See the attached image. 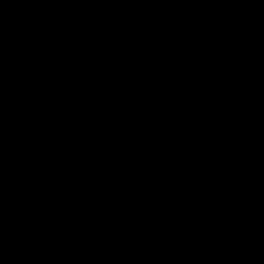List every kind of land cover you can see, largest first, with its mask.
I'll return each instance as SVG.
<instances>
[{
	"label": "water",
	"instance_id": "water-1",
	"mask_svg": "<svg viewBox=\"0 0 264 264\" xmlns=\"http://www.w3.org/2000/svg\"><path fill=\"white\" fill-rule=\"evenodd\" d=\"M0 264H264V0H0Z\"/></svg>",
	"mask_w": 264,
	"mask_h": 264
}]
</instances>
